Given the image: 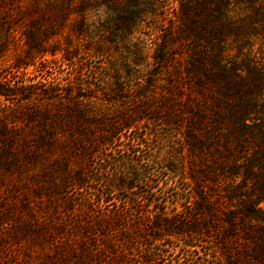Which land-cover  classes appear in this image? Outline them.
<instances>
[{
  "label": "rangeland",
  "instance_id": "rangeland-1",
  "mask_svg": "<svg viewBox=\"0 0 264 264\" xmlns=\"http://www.w3.org/2000/svg\"><path fill=\"white\" fill-rule=\"evenodd\" d=\"M20 1L32 11L17 37L25 29L34 33L45 52L13 74L9 67L23 52L13 42L0 55V77L30 87L28 106L91 97L95 137L104 134L105 123L133 117L147 83L158 82L153 57L175 33L178 1ZM81 1L85 12H79ZM243 9L234 5L233 15ZM252 42L253 54L264 58V39ZM164 79L150 94L149 122L140 120L136 129H122L110 143L94 142V150L84 152L93 174L84 187L53 186L85 164L83 153L70 149L52 151L35 168L0 169V264H224L214 223L196 216L199 197L182 135L159 120L156 106L171 80ZM2 112L0 127L11 123L30 138L40 133L36 122L18 113L5 119L9 111ZM60 133L64 139L71 134Z\"/></svg>",
  "mask_w": 264,
  "mask_h": 264
},
{
  "label": "trees",
  "instance_id": "trees-1",
  "mask_svg": "<svg viewBox=\"0 0 264 264\" xmlns=\"http://www.w3.org/2000/svg\"><path fill=\"white\" fill-rule=\"evenodd\" d=\"M177 1L175 33L158 45L153 57L155 67L161 69L152 74L158 82L147 83L140 95L142 105L133 117L105 123L99 137L92 131L96 125H92L91 97L28 106L30 87L0 77V108L2 113L9 111L5 119L18 113L36 122L40 130L30 138L18 135L11 123L1 125L0 169L35 168L48 162L52 151L70 149L83 153L85 164L66 174L59 187L52 185L57 190L69 183L84 187L93 179L84 152L94 150V142L110 143L122 129H136L140 120L149 122L150 102L155 99L150 94L167 82L166 76L171 79L166 83L169 87L162 89L156 108L161 123L175 127L187 148L189 175L199 197L195 199L197 218L214 223L215 243L224 264H264V58L253 54L252 44L254 39H264V0ZM86 4L80 2L79 12H85ZM237 4L244 8L239 17L232 10ZM26 5L20 0H0V55L13 42L23 49L9 67L13 74L45 52L34 33L25 29L17 37L31 20L32 8ZM17 39L23 43H16ZM75 123L80 127H72ZM65 130L71 134L64 139L60 132ZM135 139L143 140L139 134Z\"/></svg>",
  "mask_w": 264,
  "mask_h": 264
}]
</instances>
